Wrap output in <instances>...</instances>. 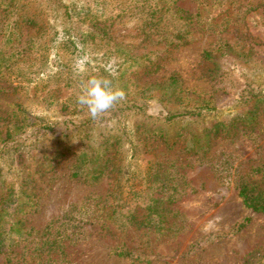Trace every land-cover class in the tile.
Instances as JSON below:
<instances>
[{"label":"rangeland","instance_id":"1","mask_svg":"<svg viewBox=\"0 0 264 264\" xmlns=\"http://www.w3.org/2000/svg\"><path fill=\"white\" fill-rule=\"evenodd\" d=\"M201 3L179 0L180 8L201 16L195 18L191 43L159 55L161 69L152 75L146 73L145 57L127 61L123 56H107V48L68 44L58 9L44 5L42 16L52 26L41 41L46 44L47 59L32 64L14 58V71L0 74V211L7 208V218L17 222L10 239H27L25 245L33 250L28 240L37 239L50 223L58 219L64 223L71 212L72 217L89 204L112 205L113 178L106 176L92 184L72 177L80 155L104 154L105 139L100 134L109 133L121 120L112 107L101 116V123L88 130H68L72 122L89 118L77 97L89 76L100 75L124 92L119 105L138 102L151 108L150 118L132 116L121 123L126 127L125 139L134 142L133 177L140 183L138 190L143 189V200L147 203L158 190L155 185L149 189L158 165L172 164L170 172L181 186L173 208L182 216V231L170 241L153 237L152 246L143 248L132 233L127 237L129 246L143 252L147 264H246L249 255L264 252V214L246 208L237 189L241 176L264 166L263 106L256 113L255 100H246L250 92L257 95L264 87V0H223L221 6L209 3L205 10ZM7 21L0 11V28ZM23 29L33 34L27 25ZM123 34L127 37L119 42L130 46L141 42L137 23L112 27V36ZM148 44L136 52L142 55L165 48ZM225 44L233 51L221 47L219 52ZM207 51L216 52L213 62L204 58ZM84 58L85 72L77 74L76 62ZM173 78L178 85L171 97L167 88ZM205 104L215 110L195 122L164 126L157 119L160 111L195 110ZM236 117L246 120L234 122L229 135H214L217 124L230 127ZM148 124L165 129L169 142L146 134ZM46 126H52L53 132L46 131ZM247 217L252 218L249 226L232 235L234 226ZM100 229H81L79 242L70 251L76 264H140L114 256L122 234L115 229L100 233Z\"/></svg>","mask_w":264,"mask_h":264},{"label":"trees","instance_id":"2","mask_svg":"<svg viewBox=\"0 0 264 264\" xmlns=\"http://www.w3.org/2000/svg\"><path fill=\"white\" fill-rule=\"evenodd\" d=\"M199 1L202 2L201 6L205 10L209 3L217 2L221 6L223 0ZM178 2L179 0H0V11L8 18V21L0 28V74H9L14 71L11 66V62H15L14 58L21 57V60H30L32 64L47 59L46 44L41 41L52 28L47 18L42 16L44 5L48 6V4L58 9L59 16L65 24L63 27L67 38L65 36L64 38L67 39L68 44L73 47L82 43L86 46L93 45L97 49L107 48L105 53L107 56H123L127 61L137 62L145 57L149 64L146 66L148 67L146 73L151 75L158 73L163 60L159 55L166 53L167 50L178 49L182 44H190L194 34L191 29L195 28V18L201 16L189 14L178 6ZM260 6L262 4L256 7L260 8ZM134 23L138 24L140 37H142L138 46H130L124 41L119 42L118 39L127 37L125 34L112 36L114 25L121 24L127 27ZM26 25L34 30L33 34H28L29 30L27 34L23 32ZM73 31L77 34L73 35ZM143 43H149L148 46L151 47L163 44L165 48L164 50H149L139 55L136 51ZM219 47V52L224 48L233 51L228 44ZM215 53L207 51L204 53V58L213 62ZM224 55L227 54L224 53ZM177 85V79L173 78L167 88L168 96L176 95ZM251 99L255 100L254 112L259 113L262 106L264 110V87L259 89L257 95L252 96L250 92V98L247 97L246 100ZM214 110L209 104H205L195 110L160 111L157 119L162 121L164 126L175 125L182 121L191 123L204 119ZM111 111L119 113L121 120H118L115 126V128L119 126V131L115 132L114 128L109 133L100 134L105 139V143L101 145L105 148L104 154L95 158L89 157V154L80 155L72 177L83 178L92 184L100 182L106 176L113 178L112 205L106 201L95 205L89 204L80 210H75V215L72 217L74 213L71 212L69 219L64 223H61L59 219L50 223L37 239L28 240L33 250L32 248L28 250V245H25L27 239L9 238V233L14 230L17 222L8 219L7 208H2L0 211V264H76L70 253L71 248L79 242L77 237L82 233L81 229L91 232L94 226L101 228L100 233L105 231L109 233L111 229H115L122 234V244L113 251L114 256L122 260L130 259L140 264H147L150 262L143 259L147 256L129 246L128 236L132 233L137 234L136 237L143 248L152 246L153 237L162 236L170 241L182 231L183 222L180 220L182 216L173 208L174 201L180 195L179 188L181 187L176 183L174 173L170 172L173 165L164 167L158 165L160 167L155 170L152 177L154 182L149 187L152 190L155 185L158 190L147 203L143 200V189L138 190L140 183H136L133 177L135 174L132 162L135 159L136 149L134 142L130 143L125 139L126 127H121V123L122 119L127 122L132 116L150 118V106L138 102L123 103V105L116 103ZM250 113L252 114L251 111ZM103 120L101 116L93 119L90 115L87 120L72 122L68 130L71 132H78L80 129L88 130L91 125L99 124ZM238 120L246 119L236 117L230 127L217 124L214 135H229L234 122L237 123ZM247 120L250 118L247 117ZM250 126L253 127V124ZM161 128L149 127L146 134L150 136L153 134L168 143L165 129ZM45 129L53 132L52 126H46ZM150 165H154L153 162ZM237 189L239 198L246 208L254 213L264 214V166L252 170L246 176H241ZM12 197L11 195L10 198ZM134 199L137 202L132 204ZM251 222V217L245 218L234 226L231 234L236 235L242 232ZM75 223L77 226L74 225ZM72 228L77 229L71 231ZM132 240L136 241L134 238ZM22 245L24 247H21ZM246 264H264V252L258 250L252 253L248 256Z\"/></svg>","mask_w":264,"mask_h":264},{"label":"clouds","instance_id":"3","mask_svg":"<svg viewBox=\"0 0 264 264\" xmlns=\"http://www.w3.org/2000/svg\"><path fill=\"white\" fill-rule=\"evenodd\" d=\"M85 62L86 58L76 62L75 71L77 74L85 72ZM123 97L124 92L115 87L111 79L104 76H89L82 84L77 104L87 108L91 117L96 119L107 113Z\"/></svg>","mask_w":264,"mask_h":264}]
</instances>
